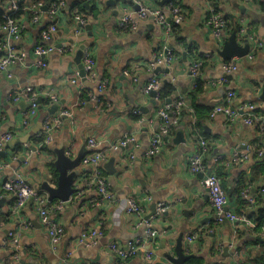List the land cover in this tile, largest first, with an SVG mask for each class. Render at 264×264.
Here are the masks:
<instances>
[{"label": "crops", "instance_id": "obj_1", "mask_svg": "<svg viewBox=\"0 0 264 264\" xmlns=\"http://www.w3.org/2000/svg\"><path fill=\"white\" fill-rule=\"evenodd\" d=\"M24 2V12L19 18L23 24L21 40L14 41L0 33V57L11 47L24 49L26 53L22 61L0 73V141L6 134L13 135V139L4 144L0 169V201L4 200L0 205V264H21L22 261V264H64L67 252H71L72 264H171L165 254L175 256L181 234L184 251L191 256L184 264H264V229H249L242 223H217L208 191L201 183L203 177L191 171V157L202 152L201 140H206L207 174L215 166L219 167L213 173L219 177L227 194V209L250 217L253 207L242 196L246 191L256 199L255 205L264 209V157L257 156V150L264 148V127L259 124L264 120V0H140L165 13H168L167 5L175 2L184 17L183 20L171 18V21L178 27L183 42L168 35L151 18L139 21L135 30L121 31V19L129 14L136 16L139 11L134 0H64L57 14V32L48 42L56 52L48 56L45 68L36 66L34 48L41 44V32L50 22L43 7L40 21L34 23L32 12L36 7ZM211 5H216L219 12L230 19L229 28L234 23L240 25L234 33L241 46L246 44L241 36L243 20L247 22L246 34L257 35L263 46L254 51L250 49L244 58L223 60L207 26ZM7 6L6 0H0V19L7 16ZM78 16L84 17L83 26ZM232 34L229 32L225 41ZM83 45L95 60L98 77L96 82L82 78L73 83L76 72H80L75 57ZM167 49L176 50V59L151 70L149 65L154 57L164 55ZM202 54H210L212 58L206 61L201 72L203 86L193 92L189 67L194 57ZM224 61L238 62L237 70L226 77L225 83L208 86L207 83L217 82L223 76ZM128 70L130 75L125 74ZM153 77L158 78L161 85L172 83L175 87L172 99L186 98L188 108L172 132L163 136L161 151L148 158L151 138L163 126L158 112L167 102L143 94L142 90ZM100 82L106 83L102 93H98ZM28 87L53 92L57 96L54 104L58 110L51 115L49 111L54 105L44 99L39 102L41 109L37 117L29 118V124L24 126L30 104L25 99L15 101L14 96ZM231 91L236 97L229 109L253 104L261 118L259 122L247 125L238 118L230 123L224 113L210 117ZM90 93L101 95L103 110L92 101L84 103L83 98ZM134 110L140 115L135 116ZM65 111L69 114L45 149L40 143L41 115L57 117ZM179 133H183L182 142H177ZM125 135L133 137L134 142L111 150ZM90 138L99 143L98 152H108L100 168L117 202L96 204L98 194L89 183L94 168L81 164L75 180L79 192L64 203L62 210H56L59 200L49 201L47 193L39 189L46 181L53 187L57 185L55 150L71 147V158H76L82 150L86 156L91 152ZM247 148L250 150L248 159L234 162L233 153ZM220 159L216 164L215 160ZM110 160L115 161L117 170L112 181L105 168ZM17 175L45 198L42 206L50 208L53 218L64 227L65 236L59 246L51 245L33 204L28 203L17 211L15 197L2 190V184ZM129 198H135L144 208L145 220L151 215L154 204L171 207L167 214L156 219L151 216L148 220L156 238L147 240L145 224L138 225L140 218L128 213ZM23 223H29V227L23 228ZM90 231H98L102 236H97L94 243L90 240L81 243V235ZM10 233L18 234L17 259L12 258L14 252L5 244ZM194 233L199 234L198 238L188 244L187 236ZM137 241H142L143 246L126 261L110 248L115 244L127 249L129 242ZM227 248L229 252L225 253Z\"/></svg>", "mask_w": 264, "mask_h": 264}, {"label": "built area", "instance_id": "obj_2", "mask_svg": "<svg viewBox=\"0 0 264 264\" xmlns=\"http://www.w3.org/2000/svg\"><path fill=\"white\" fill-rule=\"evenodd\" d=\"M8 3L7 6V13L10 12H17L19 10V2L21 0H6ZM90 1V0H88ZM135 3L139 5V11L137 12V15L134 16L132 14L124 16L119 24V28L121 31H130L135 30L139 26V21L153 19L168 35L171 34L172 31V25H171V18L177 19V20H183L184 14L182 9H180L178 6L173 5V3H169L167 5V11L168 13H165L164 11L160 9H154L152 7H149L147 4L140 2V0H134ZM64 0H61L56 3H51V7L47 12V17L50 22V24L44 28L41 32V44L36 45L34 48V55L37 59L36 66L40 68H45L47 66V58L48 56L56 52L55 47L49 45V41L52 38V35L57 32V14L59 10L64 6ZM40 6V5H39ZM37 6V8H39ZM210 16L208 17L207 26L211 29L212 35L215 39V44L217 47V50L221 47H223V44L225 42V39L227 36H229V27H228V20L225 16H223L219 11L215 10V6H210ZM7 16L5 17V23L0 24V33L8 35V37L12 38L14 41H20L23 31V24L19 21V19H13ZM41 19V12L36 9L34 12V18L33 22H39ZM79 20V23L81 26L85 24L84 17H77ZM243 27L241 29V36H243L245 39V42H248L250 45V49L252 51L259 49L263 46V43L261 42L260 38L257 35H248L246 34V31H248L247 28V22L241 21ZM79 32V30L77 31ZM246 40V41H245ZM47 44V45H46ZM71 48V47H70ZM71 50V49H70ZM163 54H158L155 56L154 60L149 65V68L153 70L156 66L162 64V63H170L172 60L176 59V50L170 49V50H164ZM66 51H60V53H65ZM253 56V53L249 54V57L251 58ZM26 57V53L24 49L20 48H14L11 47L9 51L4 56L0 57V73L3 71H7L8 68L14 64L15 62L22 61ZM212 58V55L206 54L203 55V58L196 59L192 62V64L189 67L190 75L193 80V88H196V81L197 79L202 75L201 69L204 65V63ZM238 60V59H235ZM83 65L85 67L86 76L85 78L81 75V72H76L75 79L72 82L77 83L79 79H84L86 82H96L98 74L96 71V63L92 56V54L86 50L84 52L83 56ZM238 68V62H228L224 61L222 64V71L223 76L217 81V82H209L207 83L208 86H216L219 84H223L226 82V77H228L229 74H232L235 72ZM126 75H130L131 72L128 70L125 73ZM133 75V74H132ZM9 78L11 75H8ZM207 86V85H206ZM106 89V83H99L98 85V93H102ZM161 89V82L158 80V78L153 77L151 78L150 82L146 85V87L142 90L143 94L149 95L151 92H156V98L160 100L159 98V90ZM45 99L50 104H54L57 102V96L51 92H46V90L28 87L24 90L19 91L15 96V101H20L21 99H25L30 104V109L26 113V119L24 120V126H27L29 124V118L37 117L38 115V109H40V103L39 98ZM236 93L234 91H231L227 93L226 97L223 99L222 103L214 108V110L211 113V118L213 119L217 114L224 113L226 117L229 119V122L232 123L238 118L243 119V121L247 125H253L254 123H257L261 120V118L255 113L256 106L253 104H244L237 110H230L229 106L231 105L233 99H235ZM90 101L94 102L98 109L103 110V101L101 99V95L90 93L89 95ZM85 103V102H84ZM188 108L187 100L184 99H174L171 103H165L163 104V107L158 112V117L161 118L163 121L162 130H160L158 133L154 134L151 138L150 148L147 152V157L152 158L155 156L158 152L161 151L163 148V136L169 134L170 130L179 123L180 119L182 118V114L185 112V110ZM134 114L140 115V112L138 110H134ZM68 115V112H61L60 115L57 117H46L43 122V129L41 137H44L43 144L48 146L52 142V135L53 133L59 129L62 125L63 118H65ZM56 116V115H55ZM260 126L264 127V120L260 121ZM13 139V135L6 134L2 140L0 141V169L3 167V151H4V144L10 142ZM134 142V138L128 135H125L123 139L120 141L114 143L111 146V150H116L119 147H127L130 143ZM43 145V146H44ZM88 145L91 149V152L84 156L82 159L81 164L85 167H92L94 168V173L89 179V183L91 184L92 188H95L98 194V198L96 201L97 205H101L102 203H109V202H117L115 200V195L113 193V190L111 188L110 183L106 178L103 177L102 171H101V163L105 162L108 157L107 151L98 152L97 148L99 147V143L96 139L90 138L88 139ZM201 146L203 148L202 152L197 153L191 157V171L196 174H203L202 178V185L203 187L208 191L210 202L214 208L216 221L217 223L223 224L225 222H231V223H242L247 228L253 229L256 228V224L250 219L248 215L245 214H235L234 212L227 209L228 204V197L223 189L222 183L219 179V177L212 172L207 174V165L204 160V155L207 152L208 148V142L206 140H201ZM67 155L69 157H72V150L71 147L67 150ZM250 155V150L247 148V150L243 152H234L233 153V161L236 163H240L246 159H248ZM257 156L259 158L264 157V148L257 150ZM221 162L220 160H215V163ZM216 167V166H215ZM80 189V188H79ZM2 190L12 194L15 197L14 201V207L15 210L20 211L26 207V205L33 204L35 209L38 211L41 223L46 227L47 234L49 237V241L53 247H57L62 243V240L65 236V229L64 227L53 218L50 208L46 206H42L44 202V197L39 194L36 189H34L32 186H30L27 181L22 178L20 175H17L16 178L9 179L5 181L2 184ZM79 190L77 191V193ZM76 193V194H77ZM244 199H246L250 206L253 207L255 205L256 199L254 197H251L249 195V191H246L242 194ZM72 198V197H71ZM71 200V199H70ZM145 200H148L146 197ZM59 205L56 207V210H62L64 203L59 201ZM126 208L128 213L139 217L140 221L138 225H143L146 227V238L153 239L156 238V233L151 228L152 224L150 221L145 220L142 216V213L144 211V208L136 201L135 198H129L126 202ZM171 209L170 206L166 204L158 205L157 212L154 215V219L162 216L165 213H168V211ZM23 228H28L29 223H23ZM97 236H102V233L98 231H90V233H83L81 237L79 238V241L81 243H84L87 240H90L91 243L95 242V239ZM199 234L194 233L192 236H187L186 240L188 244H191L193 241H195L198 238ZM262 237L264 238V232L262 233ZM18 234L16 233H10L9 239L6 241V245L8 247H11L13 250V259H17V254L15 250L18 247ZM143 246L142 241L137 242H129L127 245V249H123L118 247L117 245H111V250L115 252L119 258L123 261H126L131 256L136 255L140 248ZM71 258V252H67V255L63 261L64 264H72V262L69 261ZM147 258H151L150 254L147 255ZM125 263V262H122Z\"/></svg>", "mask_w": 264, "mask_h": 264}, {"label": "water", "instance_id": "obj_3", "mask_svg": "<svg viewBox=\"0 0 264 264\" xmlns=\"http://www.w3.org/2000/svg\"><path fill=\"white\" fill-rule=\"evenodd\" d=\"M88 5V4H86ZM43 10L47 11L48 6L44 7ZM90 29V27H87ZM87 46H81L79 51L76 54L75 61L78 63L81 75L85 78L86 71L85 67L83 65V56L84 52L87 50ZM250 51V45L248 42H246L245 45L241 46L239 42L237 41V36L235 33H233L223 44L222 49L218 50V53L220 57L223 60H232L233 58H244L248 55ZM151 97L156 98V92H151L149 94ZM43 98H40L39 102H42ZM171 100H167L169 103ZM54 106L49 111L51 115L55 114L58 110V106L56 104H53ZM41 109V107H40ZM48 115L43 113L40 117V122L43 125L44 119ZM160 129H158V132ZM167 140V139H166ZM184 140L183 133H179L177 142H182ZM24 142V141H23ZM34 151L37 149L34 147ZM56 159L54 162L55 168L58 173V180L57 185L53 187L50 183L47 181L44 182L39 189L45 191L48 195L49 201L52 200H59L61 202H67L70 201L71 196L77 193L79 190V187L77 188L75 185V180L79 176L78 167L81 165L82 159L85 156V151H81L79 155L76 158H71L67 155V149L66 147L56 149L55 150ZM115 161L110 160L109 162L105 163V168L107 169L109 173V180H113L114 176L117 173V170L114 168ZM201 177H203V174H200ZM4 202V200L0 201V205ZM157 211V204H154L152 206V213L146 219L148 220L151 216H154ZM167 214V213H165ZM213 217V219H215ZM262 239H259L261 241ZM229 249H225V253H228ZM165 258L171 263V264H184L188 259L191 258L190 255H187L183 248V234H181L177 239V245L175 247V256L172 254H165ZM23 262V261H22ZM21 262V264H22Z\"/></svg>", "mask_w": 264, "mask_h": 264}, {"label": "trees", "instance_id": "obj_4", "mask_svg": "<svg viewBox=\"0 0 264 264\" xmlns=\"http://www.w3.org/2000/svg\"><path fill=\"white\" fill-rule=\"evenodd\" d=\"M26 1L28 3H31L32 6H35L36 7V8H34V10L32 8V10H33L32 15L34 16V12H35L36 9H38L40 11L43 7L49 5L48 6V10H49L50 7H51L50 6L51 3H56V2H59L61 0H26ZM24 3H26V2H24V0H21L19 2V10L17 12H10L8 14V17L13 18V19H16V20L19 19L20 18V15L23 14V12H24V9H23V4ZM173 5H176L177 6V4L175 2H173ZM37 6H39V8H37ZM214 6H215V10L216 11H219L218 8H217V6L216 5H214ZM29 10H31V9H29ZM48 10L45 12L46 16H47ZM227 20H230V19L227 18ZM5 21H6L5 18H1L0 19V24H4ZM170 22H171V25H172V31H171L170 36H173L178 42H183L184 40L182 38H180L178 27L176 25H174V23H172V21H170ZM239 29H240V25H238L237 23L236 24L234 23L233 25H230L229 32H230V34H231V32H233V33L234 32H238ZM249 32L252 33V30L249 29ZM192 51H193V48L189 46V52H192ZM203 55H206V54H202V55H200L201 57H198V58H195L194 57V59L192 60V62L194 60H196V59L203 58ZM205 64H206V62L204 63V65H203V67L201 69V72H203L204 67H205ZM196 85L197 86H196V88H194L195 90L193 92L198 91L200 89V87L203 86V82H202L201 76L197 79ZM174 93H175V87H174V85L172 83L168 82V83H165V84H162L161 85V89L159 90V98H160V100H165V101L166 100H174V99H172V98H174ZM83 101L84 102L90 101V98L89 97H84L83 98ZM102 101H103V99H102ZM104 108L105 107H103V109ZM183 115H184V113L182 114V116ZM135 116H138V115H135ZM172 130H173V128L170 130L169 134L172 132ZM43 142H44V137L42 136L41 139H40V143L43 144ZM44 148L46 149L48 147H44ZM52 166L54 168V165L53 164H52ZM218 168H219L218 166L217 167H214L213 168V171H216L217 172L218 171ZM56 174H57V172L55 171V176H56ZM252 209H253V211L250 212V219L256 224V227L257 228L264 229V209H261V208H259L256 205L253 206Z\"/></svg>", "mask_w": 264, "mask_h": 264}, {"label": "rangeland", "instance_id": "obj_5", "mask_svg": "<svg viewBox=\"0 0 264 264\" xmlns=\"http://www.w3.org/2000/svg\"><path fill=\"white\" fill-rule=\"evenodd\" d=\"M69 114V113H68Z\"/></svg>", "mask_w": 264, "mask_h": 264}]
</instances>
